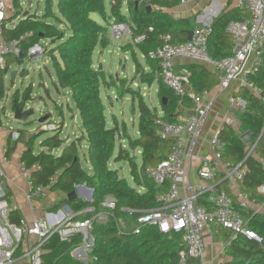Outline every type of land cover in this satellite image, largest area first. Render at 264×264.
<instances>
[{
    "label": "trees",
    "instance_id": "1",
    "mask_svg": "<svg viewBox=\"0 0 264 264\" xmlns=\"http://www.w3.org/2000/svg\"><path fill=\"white\" fill-rule=\"evenodd\" d=\"M180 0H109V10L105 0H44L41 15L24 12L19 0H12L14 12L6 15L1 23V36L5 40L19 39L31 33L19 42L22 59L31 45L41 39H49L52 47L45 48V54L50 58L55 79L52 84L58 93L68 90L70 98L78 111L80 119V135L75 140L66 143L59 137L64 126L61 123L54 134L40 141V150L33 149V138L25 140L21 159L26 167L38 164L40 169L31 171L30 177L35 184L49 185L50 191H59L65 198L55 204V208L66 205L72 212L86 207H93V212H86L75 217L77 221L90 219L103 210L101 203L106 197L114 199V207L107 210L105 221L91 220L88 230L93 239L87 261L83 262L72 257L71 251L81 242L82 235L75 232L68 239H61L55 233L43 244L45 252L42 264H176L178 251L182 246L181 234L162 233L156 226H141L134 232L136 218L142 211L160 206V195L169 189V181L156 184L149 179L145 170L156 166L165 159L174 146V139L161 137V125L156 121L176 124L180 112L178 106L194 105L187 95L179 96L166 87L161 80L159 62L148 56L156 47L163 45L165 35H170V43H182L187 39V31L195 26L191 19H174L166 10L174 8ZM147 5L151 6L148 10ZM126 6L127 14L122 13ZM97 14L105 25L96 21L91 14ZM110 17V18H109ZM249 17L245 9L235 8L220 14L211 23V33L207 39V50L213 60H220L231 54V36L226 31L230 22H242ZM125 23L129 27L130 40L120 45V51L128 53L133 63V75L130 80L115 79L106 76L100 66L94 67L92 55L96 48L102 52L111 43L108 35L110 22ZM151 28V30H149ZM143 38L134 43V39ZM264 58V54H263ZM193 63L188 66L189 82L195 92L209 86L203 81L201 73H197ZM7 70L0 71V101L6 98L3 78ZM109 79V80H108ZM247 81L261 89L259 96L243 87L239 94L246 102V107L238 113L242 134L252 131L250 141H243L232 130L225 129L218 136L224 142L222 159L233 164L242 163L247 169L242 187L255 193L264 185V163L259 159L264 151V61L246 77ZM150 86L157 82L156 96L161 112L156 107L147 105L144 95L138 87L132 84ZM106 82L108 88L116 86L118 95L130 97L131 109H138L137 133L132 137L124 121L120 123L115 115L111 122L105 118V106L101 100L100 87ZM31 86L21 93L14 91L12 102L23 104L31 98ZM162 98L166 102H162ZM12 106V105H11ZM47 121L49 115H47ZM22 130H19L22 135ZM85 141L87 149L80 151L81 143ZM124 142L121 144L120 142ZM19 139L12 141L7 137L8 154L17 146ZM119 142V143H118ZM255 144L254 150L244 159L248 148ZM52 148V153L48 149ZM60 148L59 154L54 150ZM134 152V153H133ZM137 153V154H136ZM81 155L90 166V171L81 165ZM259 157V158H258ZM244 159V160H243ZM110 162L125 163L131 180L120 174L119 167H112ZM56 176V181L50 184V178ZM77 185H85L93 190L92 198L86 201L82 198L68 199L67 194ZM218 188L222 189L221 187ZM202 198L199 203H203ZM205 203V202H204ZM242 217L248 221V226L260 237L261 241L238 236L230 241L232 232L217 225V230L225 237L224 253L229 258L221 264H264V217L243 209ZM19 214L13 213V221L19 219ZM123 225H121V223ZM211 224L210 226H214ZM121 227L128 228L126 232ZM216 230V231H217Z\"/></svg>",
    "mask_w": 264,
    "mask_h": 264
},
{
    "label": "built area",
    "instance_id": "2",
    "mask_svg": "<svg viewBox=\"0 0 264 264\" xmlns=\"http://www.w3.org/2000/svg\"><path fill=\"white\" fill-rule=\"evenodd\" d=\"M188 1L190 0H180L179 3ZM235 7L247 10L249 17L242 22H230L226 27L233 41L230 55L220 60H213L209 56L207 39L211 33L210 25L194 28L190 40L182 43L172 44L170 35H165L166 42L148 53L150 58L159 62L162 83L179 96L187 95L194 103L192 112L176 124L156 121L162 127L161 137H170L175 143L168 156L156 166L147 167L145 174L158 185L165 181H169L170 185L168 191L158 197L160 206L142 211L136 218L137 225L134 228L136 232L141 226H156L165 234H181L182 246L178 251L176 264H209L205 263L202 257L205 250L202 231L211 224L230 230L232 232L230 241L238 236L261 241V237L248 226V221L240 213L241 210L248 208L251 199V193L242 187L247 169L241 162L233 164L222 159L221 154L225 145L217 134L209 139L212 156L202 157L197 171L199 179L203 182L192 184L185 179V165L194 156L215 97L228 89L233 81L244 84L256 96L261 93V89L249 83L246 77L264 61V1L235 0ZM5 18V4L0 0V71L8 69L6 56H19V42L31 35L27 33L19 39L5 40L1 36V23ZM109 29V36L114 42L123 37H130L131 34L125 23L111 21ZM142 38L143 35L138 36L134 39V43ZM45 51L42 44L34 43L28 47L25 56L29 59H38ZM251 57L252 64L248 69L246 63ZM176 58L215 66L218 84L213 96L208 98L209 92L206 89L199 93L193 92L192 89L187 92L184 89L186 84H190L189 73H176L174 69ZM228 102L237 109L238 113L246 107L245 100L239 96L231 95L228 97ZM56 128L55 123L45 120L33 131H21L22 135L19 129L8 128L7 137L10 136L12 141L21 137L26 140L40 131H54ZM254 147L255 144L248 148L244 159L253 152ZM22 151L20 150L13 160L11 154H8L7 145L0 147V264H42V255L45 252L43 244L53 234L57 233L61 239H68L77 232V229L90 228L92 219L105 221L106 209L114 207L113 198L110 197L109 202L105 199L101 203L103 210L84 221H77L75 217L82 213L93 212V207L67 212L60 206L58 210L35 215L33 203L49 196V185L33 182L30 173L39 170L40 166L33 164L31 167H26L21 159ZM6 166H13L24 181V188L20 189V194L29 207L31 213L29 219L20 216V207L16 199L6 192V184L11 183ZM218 167H221V171ZM219 180L238 187L237 202H234L224 189L218 188ZM55 181L56 176L50 178V184ZM78 186L80 185L75 186L77 193L79 192L86 200L83 192L77 189ZM201 198L205 203H199ZM13 213L19 214L17 221L12 220ZM91 245H86V251L89 252Z\"/></svg>",
    "mask_w": 264,
    "mask_h": 264
},
{
    "label": "rangeland",
    "instance_id": "3",
    "mask_svg": "<svg viewBox=\"0 0 264 264\" xmlns=\"http://www.w3.org/2000/svg\"><path fill=\"white\" fill-rule=\"evenodd\" d=\"M2 1L5 4V14L9 15V10L13 13L14 9L12 6V0ZM19 2L24 12L27 11L32 14L34 13L37 15H41L44 6V0H19ZM55 3L56 0H54V5ZM108 3L109 0H105L106 8L108 6ZM24 12L22 13V15L24 14ZM91 17L100 22L102 25L106 24L97 14L93 13L91 14ZM108 35H110V29H108ZM123 38L127 39L123 40ZM123 38H120L115 42L111 41L110 45L107 48L103 49L102 52L99 48H96L92 55V63L94 67L100 66L106 76L112 75L115 79H117L118 77H125L128 81L133 75V63L128 53H122L120 51V44H125L126 41H128V38L130 40V37L127 36ZM39 43L42 44L45 48L53 46L50 43L49 39H41ZM15 57L16 56L14 55L6 56L8 69L3 78L6 98L0 101V146L6 144L8 128L19 129L23 132L33 131L41 124L38 119L47 115H49L48 120L55 123L57 126H59L61 123H64V126L59 132V137L62 140H66V143L79 137L80 119L78 111L70 98L69 92L67 90H62L63 92L58 93L53 86L52 82L55 79V76L53 73L50 58L45 53L38 59H29L24 55L22 62H18ZM12 71H16L17 73L14 78H11L10 76V72ZM22 72H28V74L24 77H21L19 76V74ZM132 85L134 87H138L141 90L142 94H145L144 97L147 105H149L150 107L158 105L155 95V83H153L150 89L146 84H141L140 87L139 80H136ZM28 86H31L32 93L31 98L26 101L24 109H32L33 112L25 121H17L13 118V111L11 109V96L14 91L18 90L19 93H21ZM118 94V88L116 86H110L108 88V86H106V82L102 83L100 87V96L105 106V118L107 122L110 123L112 114H114L117 117L119 123L121 121L125 122L129 134L132 137H135L137 133L138 109L135 106L133 112L131 109L130 97L121 98ZM54 133V131H40L39 133L30 136V139L33 138L32 140L34 151L37 152L40 150L39 143L41 140L53 135ZM24 141L25 140L23 137L19 139L16 149L11 153V158L13 160L16 159L19 148H22L23 144L25 143ZM120 143L123 144L124 142ZM81 147L82 151H80L85 153L86 143L82 142ZM59 153L60 148L54 150V154L57 155ZM81 165L84 169H88L89 165L83 159L82 155ZM110 165L112 167H119L120 174L125 176L129 184H131V180L128 175V167L125 163L118 164L115 162H110ZM12 176H14V179L21 184V177L18 174H14ZM53 195V192L49 193L48 198L54 199ZM110 199V197H106V202H109ZM121 225H123V223H121ZM121 229L126 232L131 230L130 227H121ZM86 242L88 243L87 239ZM73 253L71 254L75 256L77 254L76 259H79L83 262L87 261L86 257H83L78 253Z\"/></svg>",
    "mask_w": 264,
    "mask_h": 264
},
{
    "label": "crops",
    "instance_id": "4",
    "mask_svg": "<svg viewBox=\"0 0 264 264\" xmlns=\"http://www.w3.org/2000/svg\"><path fill=\"white\" fill-rule=\"evenodd\" d=\"M235 8H236L235 0H190L183 4L179 3L174 8L168 9L166 11L169 12L174 19H185V18L191 19L193 26H195L194 28H196V27L211 25L213 20L216 17H218L220 14ZM106 9L109 10V3ZM122 13L127 14L126 6L122 8ZM8 14L11 15L12 12L9 10ZM126 39L123 38V40ZM231 43L233 49L232 37H231ZM122 44L123 43H121L120 45ZM192 63L196 65L197 73H201L203 75V77L200 78L203 81L205 80V82L209 83V86L204 88L209 92L208 98L213 96V93L218 84L217 71L214 65L204 62H198V61H188L183 58H176L174 60V69L176 73H189L187 69L188 66ZM251 64H252V57L249 58L248 62L246 63V68L248 69L251 68ZM153 83H155L156 85L155 86V95H156L158 90L156 80H154ZM153 83L150 86H148L149 89L150 87H152ZM243 87H245L244 84H241L239 81H233L230 87H228V89H226L221 94L215 97L212 104V109L204 125L200 142L195 148L194 156L192 160H190L185 165V171H186L185 179L190 183L198 184L200 182H203L199 179L197 171L198 168L200 167L202 157L212 156V150L209 145V139L212 135L214 134L218 135L221 131L225 129L232 130L234 134L238 136L242 134V130L240 129V122L238 119V111L235 107L229 104L228 97H230L231 95L239 96V94L243 90ZM184 89L187 92H190L191 89L193 92H195L191 84H186ZM143 95L145 96V94ZM157 104H158L157 106L154 105L151 107L152 108L156 107L157 110L161 112L158 98H157ZM192 109L193 106L185 107L183 105H179L178 111L180 112V116L178 118L179 119L178 122L181 121L182 118H184L186 115L190 114L192 112ZM24 144L22 148H19V151L24 149ZM86 149H87V145H86ZM80 150L82 151L81 145H80ZM260 156L261 157L258 158L264 163V151L263 153H261ZM5 169L11 181V183L6 184L7 185L6 192L8 194H12L16 199L20 207V216L29 219L31 217L29 207L20 194V189L24 188V181L21 178V184H20L14 179V176L12 175L14 174L16 175L18 173L16 172L13 166H6ZM218 169L219 171H221V167H218ZM87 171H90V166H88ZM218 183H219L218 184L219 187L224 189L233 198L234 202H237V198H238L237 193L239 192L238 187L236 185L227 182H222L221 180H219ZM255 191H256L255 193L251 194L248 210L251 211L252 213L251 216L255 214H259L264 217V185L259 186ZM51 192L52 191H50V193ZM53 193H54L53 195L54 199L47 197L44 200L33 203L35 215H42L46 211H55L60 209V208H55V204L61 201L62 199H64L65 194L59 191H53ZM76 194H77L76 198H82L79 192ZM86 201L88 200L86 199ZM61 207L67 212L71 211L66 205H61ZM92 217L93 216H91L90 219ZM217 229H218L217 225H214V226H208L206 229L202 231L204 237V244H205V250L202 257L205 263L221 264L229 260V258L224 253L225 245L228 242L225 243L226 241L225 237L221 235ZM88 230L89 228H85V227L77 229V232H79L82 235V242L74 249L76 253L86 258L88 252L86 251V245L93 243V241L92 242L90 241L91 236L89 235ZM86 239L88 240V243L86 242ZM76 256L72 255V257L74 258H76Z\"/></svg>",
    "mask_w": 264,
    "mask_h": 264
},
{
    "label": "water",
    "instance_id": "5",
    "mask_svg": "<svg viewBox=\"0 0 264 264\" xmlns=\"http://www.w3.org/2000/svg\"><path fill=\"white\" fill-rule=\"evenodd\" d=\"M146 8H147L148 10H150V9H151V6H150V5H147ZM26 14H27V11L24 12L23 15H26ZM109 18H110V17H109ZM191 34H192V31H191V30L187 31V37H186L187 40H190V38H191ZM16 74H17L16 71H12V72H10V76H11V78H14ZM27 74H28V72H22V73L19 74V76L24 77V76H26ZM162 102L165 103V102H166V99H165V98H162ZM25 103H26V102H24V103L21 104V105H18L17 102H15V101L12 102V104H11V105H12V106H11V109H12V111H13V118H14L15 120L23 122V121H25V120L29 117V115L33 112L32 109H24ZM46 119H47V116H43V117H40V118L38 119V121H39L40 123H42V122H44ZM254 134H255V133L252 132V131H247V132L243 133V134L240 136V138H241L243 141L248 142V141H250L251 136L254 135ZM47 151H48V153H52L53 149H52V148H49ZM77 189L80 190L81 192H83V194L85 195V197H86L87 200H90V199L92 198V193H93V190H92V189H89V188L87 189L85 185H80V186H78ZM76 193H77V190L74 189L73 191H71V192H69V193L67 194V198H68V199H74V198H76V197H77V194H76ZM90 241H91V242L93 241V239H92L91 237H90ZM72 252H75V250H73ZM72 252H71V253H72Z\"/></svg>",
    "mask_w": 264,
    "mask_h": 264
}]
</instances>
